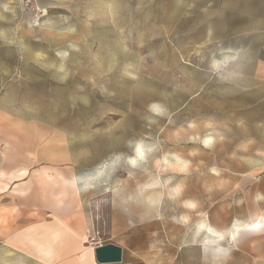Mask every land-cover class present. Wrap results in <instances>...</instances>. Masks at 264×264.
<instances>
[{
  "label": "rangeland",
  "instance_id": "374dc122",
  "mask_svg": "<svg viewBox=\"0 0 264 264\" xmlns=\"http://www.w3.org/2000/svg\"><path fill=\"white\" fill-rule=\"evenodd\" d=\"M229 1L82 0L52 45L7 25L24 65L0 54V170L27 169L36 198L0 181V264H43L28 240L53 233L64 264L105 243L132 264H264L245 227L264 216V88L236 86Z\"/></svg>",
  "mask_w": 264,
  "mask_h": 264
},
{
  "label": "crops",
  "instance_id": "0c3cea01",
  "mask_svg": "<svg viewBox=\"0 0 264 264\" xmlns=\"http://www.w3.org/2000/svg\"><path fill=\"white\" fill-rule=\"evenodd\" d=\"M15 1L17 0H0V25H1L0 39L4 41H10L13 38L11 29H9L7 25L10 24L12 25L13 20L16 21L17 18H18L17 23L22 22L21 23L22 26L21 25L17 26L18 29L19 27H21L20 28L21 32H25V34H29V36L39 35L40 37V35L41 36L45 35L48 36L47 37L48 39H50L51 37H53L51 36L53 34V31H56L57 25H66V24L68 25L70 18L78 16L81 12L82 7L85 6V3L83 4L82 0H36L37 6L41 11H43L42 25L33 26L29 20L19 19V16L14 12ZM225 7L226 6L224 7L220 6L221 15L222 14L224 15L226 13V10L224 11ZM227 10H228L229 26L225 28V31L228 32L226 36L227 39H230V41H234V43L230 44L229 47L230 51L228 52L229 53L228 55L232 58L230 62V67L235 65L234 72L242 73L239 75V77L238 74L236 73V77L239 78L238 81H240L242 84H237V85L235 84V85L237 87L264 88V0H230L227 6ZM62 29L63 28H61L60 30ZM213 29L216 30L217 27L214 26ZM70 30L73 31V29ZM223 38L224 37L222 36L220 37V39ZM52 42L53 41L51 38V40L49 41V43H51L50 45H52ZM4 46L5 47L3 49H0V54H2V51H4V54L7 55L6 52L8 51L9 60L7 64H4L3 66L5 68L8 67V69L10 70L17 69L19 67L20 69H22L24 64H18L16 68H14L13 48H12L13 46L11 44H4ZM31 54L33 56H38V54H41L43 56L49 55V56H56L57 58H59L58 55L60 53L54 48L46 47L44 49H39V48L33 49ZM31 60L36 62L38 61L35 59H31ZM47 70H51V67L44 68V71ZM19 123H23V124H21L18 128L28 131L32 135H36L35 132L39 133L40 127L38 125H34L33 123H26L24 121H20ZM46 132H47L46 129H43L40 135H38V139L36 138L34 142L33 140H29L30 142L34 143L33 144L34 146L32 147L33 150H35L34 147H37L36 145L39 144L38 140L44 139L42 133H46ZM54 135L55 133L53 132L48 133V136H50L51 138ZM48 148L49 147L45 148V150H47ZM34 155H36V153H34L32 150H28L26 154H23V158L25 159L26 162L28 163L31 162L32 164L35 162L36 159ZM10 158L12 159L15 158L16 160H19V154L18 153H15V155L11 154ZM24 159L22 160L24 161ZM44 170L47 169L46 168L43 169L42 173ZM9 171L8 173H5L2 170H0V181L3 178L5 179L7 178L9 181H14L10 183L12 184L15 183V187L17 186V187L28 188L26 193L25 191L24 192L21 191V192L25 193L24 195H26L27 200L29 201L35 200L36 196L34 195V191L30 189V185L27 184L25 185V183H23L24 178L26 179L28 177L27 173L29 174V171H27V169L22 168L20 166L18 167L16 166V168H13L12 170ZM59 175L62 176L58 172L57 178L55 179L53 178V176H48V178L50 179L49 182L52 185H56L57 180H59L60 178ZM61 182L64 183L67 181L62 180ZM68 182L69 185L72 187L73 186L72 181L69 180ZM3 185L6 186L5 184ZM2 188L3 187H0V189ZM17 189L18 188H15V190ZM46 192H49V188L46 189ZM58 193H59L58 196L60 197L64 196L65 194L61 190ZM37 194H39L40 196L41 193H37ZM52 197L54 198V196ZM58 199L61 200V198L59 197ZM58 203H63V204L65 203L68 205L69 202L58 201ZM71 205L73 206V204ZM62 231L66 233L65 228ZM56 234L58 233L55 234L53 233L51 235L44 236L42 240H39L38 237L31 236L30 240H28L29 243H32L31 245L33 246V249L35 247V249L37 250L36 253L37 255L35 256H37V259L41 260L43 264H64L61 263L62 262L60 260L62 259L61 257L56 258L53 255L54 253L52 254V247L55 246L52 244L53 241L57 243V240L59 239V237H61L60 235H56ZM40 246L41 248L47 247L48 249H50V252L44 255L42 252L38 251V247ZM75 259L78 260L77 257H75ZM66 264H100V263L96 262L94 252L92 249V251L90 250L89 252H86L85 255L82 256L81 261L79 263L73 261ZM102 264H132V263L124 261L122 259L120 262L102 263Z\"/></svg>",
  "mask_w": 264,
  "mask_h": 264
},
{
  "label": "built area",
  "instance_id": "2783aa9c",
  "mask_svg": "<svg viewBox=\"0 0 264 264\" xmlns=\"http://www.w3.org/2000/svg\"><path fill=\"white\" fill-rule=\"evenodd\" d=\"M14 7L19 19L29 20L33 26L42 25L43 11L37 6L36 0H17Z\"/></svg>",
  "mask_w": 264,
  "mask_h": 264
},
{
  "label": "water",
  "instance_id": "95a60500",
  "mask_svg": "<svg viewBox=\"0 0 264 264\" xmlns=\"http://www.w3.org/2000/svg\"><path fill=\"white\" fill-rule=\"evenodd\" d=\"M97 263H116L122 260V248L114 243L99 244L93 248Z\"/></svg>",
  "mask_w": 264,
  "mask_h": 264
},
{
  "label": "bare ground",
  "instance_id": "6f19581e",
  "mask_svg": "<svg viewBox=\"0 0 264 264\" xmlns=\"http://www.w3.org/2000/svg\"><path fill=\"white\" fill-rule=\"evenodd\" d=\"M181 163V162H180ZM245 227H247L248 229H251V230H257V231H259V230H261L263 227H264V216L262 215L261 217H259V218H256V220H253V221H251V223H248V224H246V226ZM55 234V233H54ZM57 235V234H56ZM236 235V232H232L231 233V235H230V237L231 238H234V236ZM55 236V235H54ZM53 238V237H52ZM30 240V239H29ZM54 242V241H53ZM32 244V243H31ZM48 244V243H47ZM43 245V244H42ZM41 245V246H42ZM41 246L40 247H38V251L39 252H42L44 255L45 254H48L49 252H50V249H48L47 247L45 248H41ZM37 247V246H36Z\"/></svg>",
  "mask_w": 264,
  "mask_h": 264
}]
</instances>
